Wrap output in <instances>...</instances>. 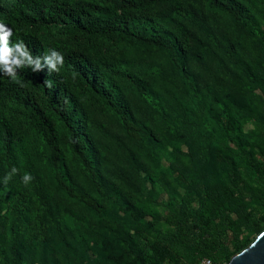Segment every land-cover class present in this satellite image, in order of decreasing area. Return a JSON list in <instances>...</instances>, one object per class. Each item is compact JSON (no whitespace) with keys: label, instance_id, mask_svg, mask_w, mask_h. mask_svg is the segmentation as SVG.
Masks as SVG:
<instances>
[{"label":"trees","instance_id":"trees-1","mask_svg":"<svg viewBox=\"0 0 264 264\" xmlns=\"http://www.w3.org/2000/svg\"><path fill=\"white\" fill-rule=\"evenodd\" d=\"M248 119L264 125V0H0V264H224L222 235L264 230L259 207L229 211L264 205ZM168 144L187 159L166 165Z\"/></svg>","mask_w":264,"mask_h":264},{"label":"rangeland","instance_id":"rangeland-1","mask_svg":"<svg viewBox=\"0 0 264 264\" xmlns=\"http://www.w3.org/2000/svg\"><path fill=\"white\" fill-rule=\"evenodd\" d=\"M237 133L241 136L246 138H258V136H264V125L260 124L258 121L254 119H248L246 121H238L237 122ZM249 135V136H248ZM249 138V139H250ZM233 142L230 141V144ZM185 150H181V153L177 155L176 158V151L173 149L171 145H166L165 149V155H164V162L169 164L172 161H183L187 159V156L183 153ZM179 156V157H178ZM176 158V159H175ZM126 173H131L130 170H126ZM163 178L166 180L173 181V177L171 175H165L162 174ZM150 184H148V187L143 189L142 194L140 195V203L142 206L147 207L151 212L153 213V217L157 220L156 227L160 229L164 233H169L172 231V227L168 224V219L170 217V213L173 210L172 206V200L170 199V196L168 194V191L166 190L164 184L158 185L155 187V189L152 190V194L149 193ZM248 202V203H247ZM246 206L248 209L245 210V213L247 214L248 219H251L250 208H258L257 214L263 213L264 214V205L259 203L258 199H254L253 197H249L245 200L240 201L239 203H233V205L229 208V211L232 213L233 217L236 219L237 216L242 215V206ZM254 211V209H251ZM153 219V218H152ZM264 226V221L261 223V227ZM264 231V230H262ZM261 231V232H262ZM260 233H245L242 236L246 237L247 242L244 244V246L241 245V242L235 243L234 238L232 236V233L228 231L225 235H222L220 240V246L228 249L230 251V254L227 258H222V262L226 264L235 254L241 252L245 248H247L259 235ZM234 253V254H233ZM93 264L94 257L90 258ZM161 264H177L172 256H163L160 258ZM74 264H87L81 263L79 261L75 262ZM180 264H182L180 262Z\"/></svg>","mask_w":264,"mask_h":264},{"label":"water","instance_id":"water-1","mask_svg":"<svg viewBox=\"0 0 264 264\" xmlns=\"http://www.w3.org/2000/svg\"><path fill=\"white\" fill-rule=\"evenodd\" d=\"M226 264H264V231L247 248L235 254Z\"/></svg>","mask_w":264,"mask_h":264},{"label":"built area","instance_id":"built-area-1","mask_svg":"<svg viewBox=\"0 0 264 264\" xmlns=\"http://www.w3.org/2000/svg\"><path fill=\"white\" fill-rule=\"evenodd\" d=\"M197 264H219L217 262H214L211 258H203L201 259Z\"/></svg>","mask_w":264,"mask_h":264}]
</instances>
